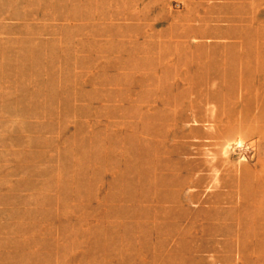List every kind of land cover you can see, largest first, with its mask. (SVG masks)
Masks as SVG:
<instances>
[{
    "label": "rangeland",
    "instance_id": "1",
    "mask_svg": "<svg viewBox=\"0 0 264 264\" xmlns=\"http://www.w3.org/2000/svg\"><path fill=\"white\" fill-rule=\"evenodd\" d=\"M264 0H0V264H264Z\"/></svg>",
    "mask_w": 264,
    "mask_h": 264
},
{
    "label": "bare ground",
    "instance_id": "2",
    "mask_svg": "<svg viewBox=\"0 0 264 264\" xmlns=\"http://www.w3.org/2000/svg\"><path fill=\"white\" fill-rule=\"evenodd\" d=\"M264 115V114H263Z\"/></svg>",
    "mask_w": 264,
    "mask_h": 264
}]
</instances>
